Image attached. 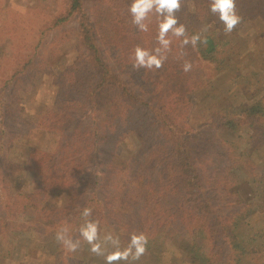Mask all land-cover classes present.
Wrapping results in <instances>:
<instances>
[{
  "label": "rangeland",
  "instance_id": "obj_1",
  "mask_svg": "<svg viewBox=\"0 0 264 264\" xmlns=\"http://www.w3.org/2000/svg\"><path fill=\"white\" fill-rule=\"evenodd\" d=\"M131 2L0 0V264H106L79 235L84 207L93 210L89 219L98 222L101 240L110 231L119 236L123 248L132 233L146 234L147 251L135 264H195L180 252L184 245L180 239L201 237V227L159 228L157 219L149 216L182 215L188 200L181 203L179 196L169 193L178 173L160 177L154 163H149L152 156L139 157L141 142L151 141L154 126H159L158 157L166 155L174 141L190 147L191 164L210 203L223 209L228 194L234 192L224 187L226 176L232 177L225 142H234L237 151L248 144L252 147V131L244 123L236 130L222 127L210 110L213 104L229 103L240 109L263 93L264 20L252 18L229 34L238 46L232 51L234 57L209 82L202 63L187 48L181 49L180 38L171 34L172 50L161 68L133 69L138 45L157 46L159 21L150 14L149 31L139 32L131 23ZM184 60L193 63L192 71H182ZM101 67L127 81L143 101L131 107L132 114L116 94H103L97 108L91 103L98 78L111 77ZM16 69L20 70L17 79L10 82ZM68 82L78 90L74 93L83 106L79 113L70 111L74 107ZM96 111L101 114L99 132L94 130ZM230 111L227 107L229 115ZM140 119L150 132L138 129ZM75 151L77 159L70 162ZM173 157L174 153L170 160ZM256 157L262 168L264 151ZM139 176H145L155 192L148 212L140 201ZM243 176H236L243 182L239 190L251 199L252 189L245 188ZM178 186L182 187L180 181ZM256 217L251 226L260 233L264 215L260 212ZM63 226L81 240L76 252H67L55 240ZM257 245L264 253L263 238ZM221 247L227 251L224 243Z\"/></svg>",
  "mask_w": 264,
  "mask_h": 264
},
{
  "label": "trees",
  "instance_id": "obj_2",
  "mask_svg": "<svg viewBox=\"0 0 264 264\" xmlns=\"http://www.w3.org/2000/svg\"><path fill=\"white\" fill-rule=\"evenodd\" d=\"M236 5L238 12L243 17V21L232 33H236L241 25L252 18L264 20V0H236ZM119 15L122 16V13ZM176 15L179 22L186 25L189 35L198 32L203 25L209 26L208 32L204 34L207 36L206 45H198L196 49L189 45L186 48L188 52L202 63L203 70L207 71V81L213 82L215 76L229 67V61L234 57L232 51L235 47H238L237 44L230 39L229 34L224 33V25L219 21L218 16L210 12V0H182L181 11ZM41 39L42 37L40 36ZM92 50L94 53L97 52L96 47H92ZM35 55L36 51H34L33 56L29 60H32ZM101 70L104 71V75L111 74V77L101 76L98 78L90 99L96 108L99 106V101L103 94H116L119 96L122 102L130 107V114L133 113L131 107L136 108V106L142 105L143 101L133 94V89L127 81L125 83L119 80L120 77H116L114 72L108 67H101ZM19 72L20 70L18 69L14 70L9 81H16V76ZM69 84L71 82H68L66 90L68 91L70 103L74 107L70 111L73 114L79 113L83 106L81 107L82 103L79 94L74 93L78 90L73 84L70 86ZM80 88L84 89L81 86ZM227 107L232 109L230 115L227 112ZM239 108L232 106L231 103L225 105L213 104L210 110L218 118L220 126L236 130L241 123H244L252 131L249 136L252 147L251 144H248L247 149L237 151V145L234 142L229 140L225 142L227 146L226 156L231 166L229 174L232 177L226 176L227 182L224 187L234 192L228 194L229 197L226 198L227 205L223 209H220L221 207L218 209L217 205L210 203L209 199L204 196L207 192L204 189L205 183L202 186L200 174H198L196 166L191 164L193 158L192 150L188 145L180 146L176 144L177 141H174L172 142V148L166 155L158 157L159 135L156 130H159V126L151 128L153 132L149 136L151 141L149 143L141 142L142 145H140L139 157L149 158L152 156L149 159V163H154L157 174L161 175L160 177L172 172L178 173L176 178L180 181L182 187L179 188L177 181L169 193L179 196L181 203H184L183 198L187 197L186 199L188 200H186V207L183 208V214L162 215L159 218H152L150 213L149 216L151 219H157L155 225L159 228L193 229L195 226L201 227L200 230L203 232L201 237L189 239L180 235L182 237L180 242L184 244L181 245L183 250L179 248L180 245L175 248V251L179 248L180 252L186 256V259L195 264H264V253L261 252L257 245L262 238L264 239V231L255 232L251 226L252 222L254 223L257 219L258 213L261 212V216L264 215V162L260 164L262 168H258L256 157L260 151H264V88L263 93L255 101ZM110 110L116 111V108ZM95 113L94 130L99 132L97 115L101 116V114H97V111ZM114 115H111V119H113L112 116ZM106 120H108V117H106ZM138 123L139 130L146 129V133L150 132L149 127L143 124V119H140ZM233 125L234 127H232ZM146 133H143V136ZM173 153L176 158L173 157L170 160V156ZM77 156L76 151L75 154L69 155V158L72 159L70 162H75ZM168 167H170L169 170H167ZM182 174H184L185 178ZM239 174L244 175L245 188L247 190L252 189L251 199H246V196L244 197V194L239 190V188L243 187L242 180L236 177ZM138 179L140 184L138 183L137 186L143 192L140 201L147 205L145 207L148 212V207H153L154 205V202L151 201V196L155 192L145 176H139ZM199 185L201 188L193 193L192 191ZM134 186H136L135 183ZM158 186L156 185V187ZM21 196L23 198L28 197V195ZM175 201L177 202L178 198H175ZM228 203H232V205L229 206ZM229 208L231 209L230 211H228ZM258 237H261V239L259 240ZM221 242L226 245V252L221 247L223 243L218 244ZM164 256L165 254L162 258ZM159 258H157V261H160Z\"/></svg>",
  "mask_w": 264,
  "mask_h": 264
},
{
  "label": "clouds",
  "instance_id": "obj_3",
  "mask_svg": "<svg viewBox=\"0 0 264 264\" xmlns=\"http://www.w3.org/2000/svg\"><path fill=\"white\" fill-rule=\"evenodd\" d=\"M182 0H132L129 6L131 23L139 32H148L150 14L158 19V33L156 36L157 46L153 49L137 46L134 50L132 67L135 70L141 68L152 70L163 66L171 52L172 37L180 38V48L191 46L196 49L198 45L207 44L209 26L203 25L201 29L189 35L184 23L179 22L177 13L181 11ZM210 12L218 16L219 21L224 25L225 34L232 33L243 17L237 10L236 0H210ZM181 51L179 56L182 57ZM193 63L184 60L182 71L188 73L192 71ZM92 209L84 207L81 216L84 222L80 225L79 235L83 241L89 245V251L102 256L106 264H119L124 261L126 264H135L147 251L148 237L143 232H134L125 247H121L119 236L112 232H106L101 240L99 224L97 221L89 219L92 216ZM55 240L67 251L76 252L81 246L80 239H74L70 234V229L63 226L57 230ZM111 249L110 251L108 249Z\"/></svg>",
  "mask_w": 264,
  "mask_h": 264
}]
</instances>
